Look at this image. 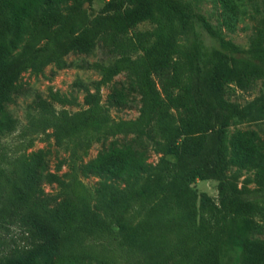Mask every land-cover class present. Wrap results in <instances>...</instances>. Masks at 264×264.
I'll return each instance as SVG.
<instances>
[{
  "label": "trees",
  "instance_id": "obj_1",
  "mask_svg": "<svg viewBox=\"0 0 264 264\" xmlns=\"http://www.w3.org/2000/svg\"><path fill=\"white\" fill-rule=\"evenodd\" d=\"M67 1L0 0V132L21 70L39 69L56 55L89 52L100 42L118 55L113 71L130 69L137 76L135 84L141 94L137 117L110 120L96 93H87L85 107L73 113L56 110L38 98L26 113L20 134L48 131L61 142L85 131L135 130L145 133L162 155L201 161L214 133L211 165L205 169L193 163L182 168L161 157L150 178L125 195L112 196L102 212L91 206L79 180L63 183L62 198L50 203L38 196L30 175L0 157V227L13 224L20 238L7 252H2L0 240V264H221V245L229 235L235 237L237 222L258 231L264 227V201L243 197L242 189L222 172L225 129L233 118L248 114L223 97L222 83L234 81L245 89L261 79L264 85V0L246 56L231 57L218 66L221 81H209L207 87L196 34L186 47L175 42L178 26L192 30L187 3L104 0L90 17L82 1L90 4L92 0ZM218 1L224 7L232 2ZM143 21L151 27L135 30ZM230 137L229 163L256 166L263 148L256 133L237 131ZM88 167L128 182L148 171L150 163L140 148L112 144ZM35 177L40 179V171ZM210 177L217 180L216 203L191 187L195 178ZM238 244L245 254L240 264L262 262L261 242L243 236Z\"/></svg>",
  "mask_w": 264,
  "mask_h": 264
},
{
  "label": "rangeland",
  "instance_id": "obj_2",
  "mask_svg": "<svg viewBox=\"0 0 264 264\" xmlns=\"http://www.w3.org/2000/svg\"><path fill=\"white\" fill-rule=\"evenodd\" d=\"M181 1L188 4L193 25L192 30L178 26L175 42L180 47H186L195 33L199 41V64L204 85L207 87L212 80L220 82L221 76L216 68L228 63L231 57L246 56L248 40L262 15L263 0H232L228 7H224L218 0ZM103 2L92 0L89 4L82 1V6L91 17L98 12ZM150 27L149 22L143 21L135 26V30ZM117 57L116 52L98 42L89 52H68L53 56L39 69L24 68L15 80L18 90L12 94L5 107L6 124L0 132V157L7 164L14 163L27 176L30 175L28 179L38 189V196L50 203L62 198L63 183L76 179L86 187L91 206L103 212L112 196L125 195L137 183L150 178L161 157L176 161L182 168H189L193 163H201L205 169L211 165L214 133L210 134L201 161L198 158L162 155L156 151L154 143L145 133L135 130L117 134L85 131L61 142H56L48 131L20 134L25 115L38 98L44 99L56 110L64 109L73 113L85 107L83 98L87 93H96L99 104L110 120L135 119L141 106V94L135 84L137 76L130 69L113 71V62ZM263 92L261 79L251 81L245 89L237 87L234 81L222 83L223 97L248 111L246 116L233 118L225 129L222 151L225 164L222 172L242 189L243 197L261 201H264ZM237 131H252L262 143V154L256 166L242 168L229 163L230 136ZM112 144H131L143 150L146 161L150 163L149 170L128 182L91 171L88 164ZM39 171L40 179H37L35 174ZM216 185L217 180L212 177L195 178L191 183L196 193L204 192L214 203L217 202ZM234 227L235 237L229 235L221 245V264L244 262L245 254L238 244L239 238L243 236L264 245V227L258 231L246 228L240 222ZM0 240L2 252H7L13 243L20 242L19 229L13 224L0 227ZM43 261L45 257L41 258ZM89 264L99 263L92 261ZM260 264H264V256Z\"/></svg>",
  "mask_w": 264,
  "mask_h": 264
}]
</instances>
